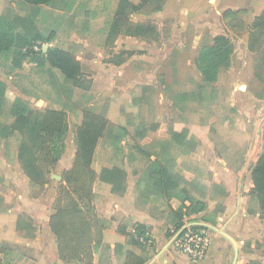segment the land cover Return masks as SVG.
Wrapping results in <instances>:
<instances>
[{
    "label": "rangeland",
    "instance_id": "374dc122",
    "mask_svg": "<svg viewBox=\"0 0 264 264\" xmlns=\"http://www.w3.org/2000/svg\"><path fill=\"white\" fill-rule=\"evenodd\" d=\"M119 1L54 0L49 6H40L36 27L42 40L28 50L35 51L38 55L28 54L24 49L22 52L28 58L20 66H15L11 54L0 57V134L7 136L0 141V247H6L12 252L19 247L8 241L13 239V232L10 230L13 229V224L18 236L29 238L33 234L26 226L32 224V221L16 209L26 208L29 203L39 201L47 209L51 206V214L54 213L63 174L72 168L74 162L75 132L85 120L90 122L88 118L92 114L103 116L112 125V136L108 134L97 143L92 170L100 171L106 165L124 168V161L135 150L142 148L146 151H158L160 148V160L167 164L170 172L188 177V185L182 191L173 192V196L178 199L192 197L197 208L203 205L208 211L203 217L212 223L224 211L227 191L222 183L213 179L209 164L223 160L231 171L237 172L239 163L247 162L252 170L264 153V110L259 116V108L252 104L242 103L238 107L239 98L236 95L238 87L244 83L249 84L250 93L254 90L252 53L244 56L246 66H243V56L237 50L230 67L220 71L215 84H203L195 68L194 59L200 43H211L214 35V31H209V18L206 19L207 26L205 24L200 27L201 24L198 26L196 23L201 17L199 13L209 9V3L206 1L203 7L195 8L193 4H181L180 0V3L172 0L173 19L160 21L158 26L154 24L155 36L149 40V46L141 44L140 47L145 50L136 48L133 52L135 59L126 61L123 70L116 72L110 64L117 59L122 61L125 57L120 53L125 47L124 35H110ZM168 1L160 3L158 0L164 5ZM28 6L30 7L22 0H0V17H7V11L31 17L26 12ZM139 19L140 17H132L131 21ZM223 21L226 23L222 31L227 35L229 31L233 36L240 37L243 30H248V26H231L241 21L238 18L232 20L225 17ZM175 26L179 27L175 33L178 42L168 47L167 43L172 41ZM128 45L136 47L135 44ZM43 46H46L45 50ZM55 49L68 52L79 60L83 75L74 81H67L49 65L38 67L35 64L37 57H42L41 50L46 53ZM154 59H158L156 65ZM136 77L140 79L138 83L142 87L122 92V101L117 105L120 109H117L114 117L116 121L109 120L108 110L117 95L116 89ZM230 89L235 90V94H231ZM182 94H195L199 97H192L194 100L191 97L178 98ZM134 95L137 99L141 97L138 107L130 103L135 98ZM18 99L33 110H56L64 113L68 131L64 139V161L60 168L51 170L42 166L43 157L36 154L32 147L28 128L35 123L36 116L27 125L15 122L13 113L17 110ZM118 127H125L128 135L120 143L114 144L113 135L122 134ZM144 128L150 132L145 139L140 140L134 134ZM170 129L188 132L189 140L184 147L170 141ZM25 144L29 149L18 158V150ZM162 148L165 149L164 155ZM34 159H37L36 166L40 165L38 169L31 166ZM199 163H203L208 170L198 168L200 172L197 173L196 165ZM27 169L32 176L30 179L25 173ZM95 182L92 184V191ZM242 186V181L237 184L240 191H243ZM73 187L68 186V189L73 191ZM95 197L93 204L97 209L100 195L95 194ZM69 200L72 203L70 197H64L59 205H69ZM249 201L247 214L258 210L252 197ZM136 202L140 207H147L152 215L161 217L168 210L171 220L173 216H177L170 213L164 200L151 196L149 188L140 192ZM161 208L164 210L161 211ZM192 210L193 208L180 210L178 215L185 213L189 217ZM258 217L260 220L264 219L263 215L258 214ZM259 229L261 234L258 240L245 242L241 246L248 261L246 264H264V225Z\"/></svg>",
    "mask_w": 264,
    "mask_h": 264
},
{
    "label": "crops",
    "instance_id": "0c3cea01",
    "mask_svg": "<svg viewBox=\"0 0 264 264\" xmlns=\"http://www.w3.org/2000/svg\"><path fill=\"white\" fill-rule=\"evenodd\" d=\"M178 1L179 0L176 2ZM180 1L182 2L181 4H193L195 8L203 7L206 1L209 3V9L203 10L201 12L202 14L198 12L201 17L196 23L198 26L201 24L200 27L204 26L207 23L206 19L209 18L210 32L220 31L221 33H225L222 31L226 23L223 21L225 17H222L225 10L232 11L230 15L226 16V19L235 20L238 18L241 20L232 24L231 26L233 28H246L248 26V30H243L240 37L233 36V33L228 31V36L234 42V53L231 57V62L237 50H240V54L243 56V66H246L244 56L247 55V53H252L253 55L251 71L253 73L252 78L255 81L254 90L251 93L248 91V83L240 85L238 87V94H236L239 98L237 102L238 107L241 106L242 103L252 104L255 108L258 107L259 110H257V115H262L264 110V24L262 25V22H264V0ZM132 2L135 3V1ZM171 5L174 4L172 0H169L162 6L161 10L148 14L131 15L129 21L131 23L148 22L152 27H155L160 21L173 19ZM132 17H140V19L138 21H131ZM196 18L198 19V17ZM178 29V26H175V29H173V31H175L171 35L172 41L167 43L169 45L168 47H170V44H176L178 42V36L175 34ZM153 36H155V34ZM123 37L125 39V41H123L125 47L120 53L124 54L125 57L122 61L117 59L115 63L110 64L116 72L123 70V64L126 61L129 62V60L132 61L135 59V54L133 52L137 49L145 50L144 47H140L141 44H145L148 47L149 40L153 38L133 35H124ZM233 38H235V40ZM128 44H135L136 47L133 45L129 46ZM161 45H163V43ZM156 60L158 59H154L153 61L155 65L158 62ZM231 69H233L232 66ZM138 80L140 79L136 77L134 80H130L127 84L121 85L116 89L117 95L111 102L108 110L109 120L116 121L114 117L117 115V109H120L117 105L122 101V92L128 91V89L132 91L135 88L142 87V85L138 83ZM234 91L235 90L230 89L231 94H235ZM118 94H120V96ZM134 96V99H137L136 95ZM133 100L130 102L132 105H134ZM159 150L146 151L140 148L135 150L136 152L131 154L129 159L124 161L125 167L123 170L126 173V177L125 192L122 195L113 194L111 186L100 181L99 178L95 180V187L92 192L94 195H100V202L97 206L96 214L104 230L102 233V244L94 248L91 264H233L234 249L231 243L213 230H211L212 233L206 255L202 260L192 262L189 258L175 249V235L185 227H198L199 224H207L215 227L235 239L237 247H240L236 264H246L248 261H246V255L242 253L241 246L245 242L258 240L259 234H261L259 227L264 225V219L260 220L258 214L251 215L246 212L253 187L250 164L247 165V162L239 163V170L237 172L231 171L228 164L223 160H220L219 163L213 162L212 165L209 164V172H212L213 179L222 183L227 191V197L223 203L224 211L222 213L220 212L221 214L215 218L213 225L203 221V216L207 214V210L190 212L189 217L185 213L178 215L180 210L186 211V209L190 207L188 201L184 203V207L186 208H183L180 199L171 196L169 200H165L159 196L150 182H147L145 186L139 184L147 168L156 159L161 161ZM138 155H141V157ZM63 161L64 157L62 154L55 168H60V166L63 165ZM72 166L73 165H71V167ZM113 166L117 165H106L102 168H112ZM196 166L197 173L200 172L198 168H205L203 163H199ZM205 169L208 170L207 168ZM100 171L95 170L94 172L98 176ZM184 178L186 180L188 179L186 176ZM241 181L243 182V191H240V188L237 187V184L241 183ZM146 188H149V194L151 196L164 200L167 203V209L170 210V213L173 215L177 214V216H173L171 220L168 210L160 217L158 215H152L147 210V207L138 206L136 202L137 196L141 191L146 190ZM187 203L188 206H186ZM41 204L42 203L39 201H36L35 203H29L26 208L16 209L17 212L25 214L29 220L32 221V224L26 226L28 227L27 230L32 231L33 234L29 238L18 236L16 234V226L13 224V229H10L12 230L11 232H13V234H11V238L13 237V239L8 241L19 247H16L17 249L15 252H12L6 247L1 246L0 264H84L77 261L62 262L59 260L55 238L49 228V217L52 215L51 206L47 209ZM49 205H51L50 202ZM160 210L162 211L164 208ZM180 224H182V227L177 230ZM138 227H142L145 233H138ZM146 234L148 235L149 241L144 243L139 241V237ZM0 244H2L1 240Z\"/></svg>",
    "mask_w": 264,
    "mask_h": 264
},
{
    "label": "trees",
    "instance_id": "16d2710c",
    "mask_svg": "<svg viewBox=\"0 0 264 264\" xmlns=\"http://www.w3.org/2000/svg\"><path fill=\"white\" fill-rule=\"evenodd\" d=\"M29 4L27 13L31 17H23L7 11V17H0V57L12 55L15 66H20L21 62L28 58L22 52L24 49L28 54L37 56L33 49L38 42L42 40L36 27V18L39 15L40 6H49L54 0H22ZM162 3L163 0H159ZM158 0H120L111 24L110 35H133L146 38H152L155 32L150 23H131L130 16L135 14H148L161 10L164 4ZM11 8V7H10ZM232 11L225 10L223 18L230 15ZM10 17H13L11 19ZM264 22H262V25ZM211 43L202 41L198 47L197 55L194 59L195 68L198 71L203 84H214L218 80L222 69L228 68L231 64V57L234 53V42L225 33L214 31ZM42 57H37L38 67L49 65L50 68L58 71L67 81H74L83 75L82 65L72 54L62 50H51L46 53L40 51ZM199 97L195 94H182L178 98ZM141 97L133 100L135 106H139ZM174 103V101H173ZM17 110L13 113L15 122L21 125H27L28 121L36 116V121L29 130V140L36 154L43 157L42 166L55 168L64 151V139L66 137L68 126L65 115L62 111L45 110L43 112L33 110L25 106L21 100H17ZM89 121H84L75 132V157L72 168L63 174L60 191L57 192V203L54 213L49 217V228L55 238L57 245V254L62 262L77 261L84 264H91L93 250L102 244V233L104 227L97 217L95 205V195L92 192L93 182L99 178L100 181L111 186V191L115 195H122L125 192L126 173L123 168L113 166L112 168H102L99 175L91 169L93 156L97 143L100 139L112 136V125L103 116L90 115ZM121 135H113L114 144L123 141L128 135L127 129L118 127ZM148 129L135 131L138 139L143 140ZM12 134V133H11ZM10 134V135H11ZM170 141L179 147H184L188 142V132L182 130L176 132L170 129ZM7 138L0 134V141ZM29 149L28 145H22L18 150V158ZM119 149H116L118 151ZM164 155L165 149H161ZM33 156H36L33 154ZM161 157V154H159ZM37 159H34L31 166L36 169ZM167 164L156 159L145 171L139 184L145 186L150 182L155 192L165 200L173 196V192L184 190L188 181L179 173H172L166 166ZM42 169V168H41ZM26 176L32 177L25 171ZM252 190L251 197L255 200L258 210L249 212V214H259L264 216V153L258 158L251 170ZM68 186H74L73 191ZM64 197H70L69 205L61 206L59 203ZM175 197V196H174ZM59 198V199H58ZM176 198V197H175ZM183 208L184 203H190L189 208L192 212L204 210L203 205L199 208L194 205L190 196L180 199ZM195 206V207H194ZM220 210L218 213L222 212ZM204 222H209L203 219ZM180 224L177 230L181 229ZM200 228V227H194ZM142 227H138V233H145ZM176 230V231H177ZM249 264H260L251 262Z\"/></svg>",
    "mask_w": 264,
    "mask_h": 264
},
{
    "label": "built area",
    "instance_id": "2783aa9c",
    "mask_svg": "<svg viewBox=\"0 0 264 264\" xmlns=\"http://www.w3.org/2000/svg\"><path fill=\"white\" fill-rule=\"evenodd\" d=\"M210 237L209 229L188 226L178 237L175 235L174 246L177 251L189 258L192 262H198L206 255ZM139 241L143 243L148 242V235H142L139 237Z\"/></svg>",
    "mask_w": 264,
    "mask_h": 264
},
{
    "label": "water",
    "instance_id": "95a60500",
    "mask_svg": "<svg viewBox=\"0 0 264 264\" xmlns=\"http://www.w3.org/2000/svg\"><path fill=\"white\" fill-rule=\"evenodd\" d=\"M46 46H43V49L45 50ZM58 179L60 180L61 177H58ZM198 227H201V228H206V229H209V230H213L215 233H219L223 238L227 239L233 249H234V261H233V264H236L237 261H238V257H239V248L237 247V242L235 241V239H233L231 236H229L227 233L223 232V231H220L218 229H216L215 227H212L210 225H207V224H199ZM186 228V227H185ZM181 229V231H179V233H177L176 237H178V235L185 229ZM175 239V238H174Z\"/></svg>",
    "mask_w": 264,
    "mask_h": 264
}]
</instances>
